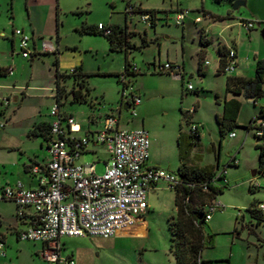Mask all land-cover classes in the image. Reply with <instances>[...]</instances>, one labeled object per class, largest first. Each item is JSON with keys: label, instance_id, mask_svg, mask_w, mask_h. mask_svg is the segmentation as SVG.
<instances>
[{"label": "rangeland", "instance_id": "obj_1", "mask_svg": "<svg viewBox=\"0 0 264 264\" xmlns=\"http://www.w3.org/2000/svg\"><path fill=\"white\" fill-rule=\"evenodd\" d=\"M236 0H131L132 3H140L145 10H155L157 13L169 12L168 23L161 20L157 23L156 41L141 45L140 49H131L135 62L143 65L145 61L152 59V53L157 56V44L162 45L161 58H165L166 44L180 49L181 27L173 20L171 11L186 10L185 17V47L188 49H201L199 43V31L193 20L196 16L202 19L203 10L214 14L226 16L230 13L238 21L239 13L250 16L249 10L257 12L264 19V0H244L245 5L232 9V3ZM249 6V8H247ZM124 7L122 0H0V61L4 62L11 57V41H15L16 50L13 58L17 62L14 70L18 69L16 80L25 85L53 84L56 72L60 75V82L68 89L73 84L74 77L69 71L82 65L89 98L97 96L102 100L105 108L116 109L121 101L120 84L113 73H98L103 70L115 71L121 68L124 51L119 49L110 50V43L106 36L100 33H83L79 30L82 24L96 25L102 23L119 24L124 26ZM226 18V17H225ZM131 20H127L131 38L141 44V35L147 29L153 34V27H145L139 21L138 14H134ZM227 20V19H225ZM228 22V21H225ZM263 25H256L255 29L260 33L261 46L264 49V40L261 34ZM14 29H22L30 36L50 39L56 45L58 41L59 53L58 63H55L54 54H44L42 58L34 59L33 67H30V58H23L18 54L17 36H13ZM35 29V33L33 30ZM135 30L136 33H133ZM215 28L209 34L211 44L207 46L205 59L209 64L205 65L207 71L199 75L193 71L192 75L187 71L184 83L171 78L160 72L140 73L132 84L135 89L146 93L145 103V129L149 135L161 132L166 135V141L171 138V145L176 147V161L180 163L177 142L174 135L178 132L181 124L184 132L188 131L187 125L182 118V111H190L192 124L198 126V144L192 149V155L200 166L216 167L219 140L221 148L219 155V169L226 167L227 183L222 187V192L217 195V200L224 206L216 210L211 219L203 226L205 239L200 256L209 264H264V222L257 223L251 218L245 208L249 205H258L264 202V175L257 173L251 176L253 169H259V150L251 138H245L246 128L258 112L259 106H253L247 102L244 94L236 95L240 101L241 108L237 117V126L221 128L217 117L222 113V95L224 93L225 74L217 75L212 71L214 59V47L217 39L232 36L240 37L237 27L221 29L218 33ZM238 30V32H237ZM246 29L243 30V33ZM244 44L246 39L243 36ZM172 47L169 53L173 54ZM187 59V58H186ZM188 61V59H187ZM19 62V63H18ZM189 62V61H188ZM189 64V63H187ZM160 73V74H159ZM56 75V76H57ZM0 81L10 82L11 76ZM139 80V81H138ZM141 80V81H140ZM190 82L197 91V96L192 91H187L186 84ZM23 87L22 89H24ZM216 91L220 94V101L215 97ZM3 98H8L9 106L0 104V131L4 124V115L11 113L13 104V93L2 90ZM35 94L30 102L42 118H47L52 107L53 99L46 97L47 92L31 90ZM41 97H38L37 94ZM17 95V94H16ZM103 97H101V96ZM18 96V95H17ZM263 98L258 100L262 103ZM62 110H71L74 115L82 117L88 111L85 101H73L70 94L62 98ZM8 103V104H9ZM29 106L21 107L15 116L12 127L17 132L24 127L25 114ZM137 110V108H136ZM124 114L129 111H123ZM234 132L235 137L230 138L229 133ZM29 141V142H27ZM24 144H29L33 149L38 148L37 140L31 138L22 139ZM0 144H6L5 138ZM91 147H94L90 144ZM156 146V143L154 144ZM104 149H99V156L103 157ZM235 156L237 164H228L231 156ZM95 154L85 153L81 155L82 162L96 161L95 170L97 174L103 172V161H97ZM177 166V165H176ZM165 170L177 175V167H164ZM251 180V182H250ZM258 184L260 187L250 190L251 185ZM175 192L158 184L154 191L147 193L148 211L144 215L147 222L148 234L142 238L129 237H73L64 239L65 246L72 250L76 264H174V258L170 252V230L168 220L175 214L174 204ZM13 209L11 202L0 201V230L3 215L10 213ZM243 214L241 218L238 214ZM38 244L16 240L13 234L8 233L6 238L5 255L0 257V264H48L40 260L36 255ZM41 261V262H40ZM206 264V263H204Z\"/></svg>", "mask_w": 264, "mask_h": 264}, {"label": "built area", "instance_id": "obj_2", "mask_svg": "<svg viewBox=\"0 0 264 264\" xmlns=\"http://www.w3.org/2000/svg\"><path fill=\"white\" fill-rule=\"evenodd\" d=\"M125 3L124 13L131 18L138 14L139 21L144 26L152 27L157 21L169 18V12L144 10L131 2ZM175 24L180 25L186 17V10L171 11ZM201 17L194 19L199 23ZM245 29L254 27L252 20H240ZM96 30L103 34H111V25L98 23ZM17 36V50L23 58L35 54L31 45V37L22 29H14ZM40 53H58L57 46L50 39L41 38ZM223 60L221 72L232 76L237 65V56L233 47L225 49L219 55ZM207 64V61H204ZM8 75L13 73L12 66H7ZM140 72L135 63H130L118 73L121 87V102L128 103V111L136 115L135 107L140 103V96L129 81V73ZM153 72L167 73L176 79H184L185 73L178 63L166 61L154 64ZM77 73L76 68L69 71ZM187 91L194 90L190 82L186 84ZM258 98H247L252 105L259 106V112L248 123L245 138L254 140L262 151L264 160V102L258 103ZM2 103L8 104V98H2ZM194 110V109H192ZM192 110L188 111L190 113ZM49 115L47 157L43 166L36 164L30 167L33 175H38L36 188H25L21 182L14 185L0 184V201H13L16 216L27 220V226L17 233L19 240L40 242L43 247L40 257L48 264H76L70 256L62 255L60 239L62 237H111L122 227H128L142 220L148 211L147 193L159 182H164L169 189H174L182 183L178 176L165 169L147 164L149 157V136L146 129H122L117 127V116L107 113L102 127L93 135L78 136L79 128L71 115H63L58 104L52 105ZM189 132H197L195 124H189ZM235 133L230 132L229 137ZM101 145L108 155L103 162V172L97 174L96 162H82L80 157L89 143ZM237 164L235 156H231L228 164ZM264 175V167L261 168ZM226 167L216 169L210 183L224 186L227 183ZM251 182V180H250ZM186 185V184H185ZM190 185V184H188ZM192 186V185H190ZM251 185L250 190L259 188ZM203 190L207 191L204 183ZM217 198L211 200L205 209V220L223 208ZM257 207L264 211V202ZM239 213L238 215H240ZM5 255V243L0 237V257Z\"/></svg>", "mask_w": 264, "mask_h": 264}, {"label": "crops", "instance_id": "obj_3", "mask_svg": "<svg viewBox=\"0 0 264 264\" xmlns=\"http://www.w3.org/2000/svg\"><path fill=\"white\" fill-rule=\"evenodd\" d=\"M138 7L141 8L140 3L136 2ZM249 8V6H247ZM144 9V8H141ZM145 10V9H144ZM203 14V19L201 18V21L199 23H195L193 20V23L196 25L197 30L199 31V43L201 45V49L197 50H190L188 49V52L186 53V47H185V37H186V31H185V18L182 24L177 25L181 27V43H180V49L181 51H178V48L174 49V46L170 45H165L163 48L165 49V58L162 60L161 58V43L160 45L157 44V56H154V53H152V59L147 60L144 62L143 65H139L137 62L134 60V56L131 53V49H136V48H125L122 46L120 51H124V59L121 64V68L115 71H109V70H103L98 73L106 74V73H113L118 74L122 71L124 68L126 62L129 63H135L138 68L140 69V73H151L153 75V67L154 64L157 62L164 63L166 61L173 62V63H178L182 67L184 73L187 71L189 72L190 75H192L193 71H196L199 75H203L206 73L207 69L205 67L204 61H207V65L209 64V61L205 59V55L207 53V46L211 44V39L209 37L210 33H213L215 31V28L220 29L218 30V33L221 31V29L228 28V27H237L240 32V37H232V36H227L223 37L221 40L217 39V43L214 47V59L215 62L213 64L212 71L216 72L217 75L219 74H224L221 72L219 63H220V54H219V48H222V50L228 48V47H233L236 52L237 56V65L236 69L234 71L233 76L235 77H244V78H253L256 72V61L261 60L264 58V49L261 46V41H260V33L255 29L256 25H263L264 26V19L257 14V12H253L251 9L249 10L250 16L246 17L245 14L239 13V20L235 21L232 20L234 19V16L232 14H226V16H223L221 14H214L212 12L203 10V8L200 10ZM125 15V13H124ZM199 17V16H196ZM195 17V18H196ZM226 17V18H225ZM194 18V19H195ZM227 19V20H225ZM125 24L124 27L126 30L129 32V26L127 20H131L130 18L124 17ZM240 20H252L254 21V27L250 29H246V32L243 33V30L245 29L241 24ZM228 21V22H225ZM160 21H157L152 27H153V34H149L147 29L144 30L143 36L141 35V44L138 45L137 41L131 36L127 37L128 41L133 44L135 47H139L140 49L141 45L148 44L151 41H156L157 38V33H156V27L157 23ZM168 23V21H166ZM97 25V24H96ZM110 25V24H109ZM114 25V24H112ZM119 25V24H116ZM95 26V25H94ZM122 26V25H119ZM123 27V26H122ZM134 33L135 30L133 31ZM238 32V30H237ZM262 32V30H261ZM33 33H35V29L33 30ZM0 34H3L1 31ZM244 38L246 39V43L244 44V41L242 40ZM31 37V45L32 48L35 49V54L30 57L29 60H31L30 67H33L34 64V59H39L42 58V55L44 54H52V53H40L39 52V42L41 37L37 36H30ZM264 40V38H263ZM57 44V49H59L58 41H56ZM172 47L173 54L169 53L170 48ZM11 52L10 55L11 57H7L4 62L0 61V75H2V80L5 81L7 77L5 76H11L13 77L12 79H8L10 82H2L0 81V89L2 90H9V93H13V101L16 102L13 104V109L11 110L12 112L9 114H5V112L2 114L4 115V124L1 125V131H0V141L1 139L5 138L6 144H0V184L1 185H14L16 182H21L22 185L25 188H36L38 186V175H33L30 172V167L34 164L38 166H43L46 157H47V151H46V146H47V141H48V134L45 133V128L48 126L49 122L51 121V116L48 113V117L42 118L38 112L34 109V106L30 104L31 100H33V97H36L35 94L30 93L29 91L31 90H37V91H44L47 92L45 94L46 97H51L53 99L54 104H58L59 110L63 115H71L74 118V121L79 128L78 132H76V135L78 136H86V135H93L97 131H99L102 127L103 124V119L107 113H113L117 116V127L122 128V129H135V128H144L145 125V103L147 102L146 100V93L142 92L143 94V99H141V93L140 90L135 89L136 93L140 96V103L135 107L136 115L132 116L129 113L124 114L123 111H128V108L123 109V104L127 103L125 101H120L119 106L116 109H111V108H105L103 106L102 100L98 98L96 95L93 96L94 98H89L92 96H89L90 93H88L87 98L91 100V103L88 104V111L86 115L79 117L74 115V113L69 110V111H64L61 108V105L63 104L62 98L65 97L67 94H70V89L73 88L70 86L68 89L65 88V86L60 82V78L58 77L56 72V75L54 77L53 84H46V85H30L29 81L26 82L25 85H22L17 82V72L18 69L14 70V65L16 64L17 67V62L13 58V51L16 50L15 48V41H11ZM59 53V50H58ZM58 53L55 56V61L58 63ZM19 54V53H18ZM188 61H187V59ZM19 63V62H18ZM189 63V64H187ZM14 64V65H13ZM12 66L13 68V73L11 75H8L5 71V68L7 66ZM79 71L81 73H85L82 65L79 67ZM160 74V73H159ZM165 75L170 76L171 78L178 80L181 82L183 85L184 79H176L172 77L171 75L167 73H163ZM138 75V74H137ZM137 75L130 76V81L133 83L136 81ZM225 81H224V93L222 95V111H223V102L224 100H228L231 98L237 99L235 96L236 95H241L240 94H233L232 92H226L225 90V83H226V78L227 75H225ZM116 77V76H115ZM117 81V80H116ZM139 81V80H138ZM141 81V80H140ZM58 82L59 85V92L56 90V83ZM133 85V84H132ZM25 87L24 89H22ZM79 87L77 85L74 86V89H78ZM194 90H192L193 92ZM83 92V91H82ZM4 92H0V104L2 103V96L1 94ZM18 96H17V95ZM40 95H44V93L37 94L38 97H41ZM101 96V95H100ZM197 96V93L195 94ZM72 97V95H71ZM103 97V96H101ZM215 97L218 101H220L219 97L220 94L218 91H216ZM37 98V97H36ZM251 98V97H250ZM263 98L264 102V93L261 97L258 99ZM247 99V98H246ZM238 100V99H237ZM239 101V100H238ZM240 102V101H239ZM248 102V101H247ZM249 103V102H248ZM251 104V103H250ZM5 106H9V104H4ZM29 106V111L25 114V123L23 129L15 132L13 125V121L16 120L14 119L15 116L17 115L18 111L20 110L21 107ZM256 106V105H253ZM137 108V110H136ZM240 108H241V103H240ZM240 111V109H239ZM259 112V110H258ZM257 112V113H258ZM222 114V113H221ZM239 114V112H238ZM237 114V117H238ZM257 115V114H256ZM255 115V116H256ZM191 117V116H190ZM192 118H190V122L192 123ZM250 121V120H249ZM236 123H237V118H236ZM181 125V124H180ZM179 125V126H180ZM197 126V125H196ZM183 131V130H182ZM197 131H198V126H197ZM179 132V128H178ZM178 132L174 135V138L176 139L177 142V136ZM184 132V131H183ZM189 132V127L188 131ZM199 133V131H198ZM149 157L147 160V164L150 166H155L159 167L162 169H165L164 167H177V169L180 167L182 163H186L187 165H195L198 167H203L198 164V162L194 159V155H192V150L190 154L187 156V158L181 159L178 153L179 158L181 159L180 163L177 164L176 161V147L174 145H171V138H168V141H166V135L163 133L157 131L152 133V135H149ZM236 136V135H235ZM234 136V137H235ZM246 136V134H245ZM27 138L30 140L33 138L34 140H37L38 148L36 150L31 148L29 144H24L22 142V139ZM233 138V137H230ZM29 142V141H27ZM156 143V146L154 145ZM92 144L94 147H91ZM177 146V144H176ZM178 148V147H177ZM220 148H221V142L218 144V151H217V162H216V167L214 169L219 168V155H220ZM99 149H103L101 145H96L94 143H89L88 146L85 148L83 151L82 155L85 153H91L96 155L97 161H105L108 157V155L104 152L103 157L99 156ZM81 161V157H80ZM92 162V161H90ZM96 162V161H95ZM97 163V162H96ZM177 165V166H176ZM258 173V172H257ZM158 184H163L165 187L166 184L164 182H159ZM158 184L150 191H154L157 189ZM149 191V192H150ZM11 202L13 209L10 213L4 214L3 215V223H1L2 230H0V237L4 240L5 246H6V238L7 234L11 233L15 237L16 240H19L17 237V233L24 229L27 226V220L22 219L16 216V207L13 201L10 200H5ZM149 206V205H148ZM149 208V207H148ZM176 210V208H175ZM147 222L144 220V216L142 220L137 221L135 224L128 226V227H122L120 228L117 233L114 236L115 238L119 237H129V238H142L144 236H147L148 234V228H147ZM66 238H73V237H62L60 239V245H61V253L62 255L65 256H70L74 259V255L72 250H69L64 243V239ZM104 238V237H102ZM109 238V237H107ZM31 242V241H30ZM38 244L35 252L36 255L40 258V260L44 261L39 253L43 247L42 243L40 242H33ZM41 262V261H40ZM47 263V262H46ZM42 264V263H41Z\"/></svg>", "mask_w": 264, "mask_h": 264}, {"label": "trees", "instance_id": "obj_4", "mask_svg": "<svg viewBox=\"0 0 264 264\" xmlns=\"http://www.w3.org/2000/svg\"><path fill=\"white\" fill-rule=\"evenodd\" d=\"M110 25L112 27L111 34H103L101 31L96 30V25L82 24L79 30L83 33H100L106 36L110 43V50L121 49L122 46L125 48H139L128 41L127 37L130 36L131 32H128L124 26ZM224 51L225 49L222 50V48H219V54H223ZM53 54L56 55L57 53ZM222 63L223 60L220 58V68ZM129 65L130 63L126 62L124 67L127 68ZM76 69L77 73L70 74L74 77L73 88L70 89L72 100L91 103V100L87 98L89 89L85 74L81 73L79 68ZM137 74L139 72L129 73V76ZM115 76L118 77V74H115ZM58 77H60L59 74ZM117 83L119 84L118 78ZM75 85L79 88L74 89ZM56 87L57 92H59L58 82L56 83ZM225 90L233 94L243 93L246 98L261 97L264 93V58L256 61V72L253 78L235 77L233 75L227 76ZM193 92L195 94L197 93L195 90ZM239 109L240 102L237 99L231 98L224 100L222 114L217 117L222 129L237 126L236 118ZM182 118L187 125L191 123L188 111H182ZM244 127L246 130L249 128L248 124ZM48 129L49 124L44 130L45 135L48 134ZM199 137L198 131L195 133L183 132L182 126H179L177 147L181 159L185 160L187 158L191 150L198 144ZM219 142H221V139ZM255 147L260 148L257 145ZM262 154V151H259L260 168L257 171L258 173L264 167ZM215 170L213 166L198 167L195 165H187L185 162L177 170V175L182 183L173 189L175 192L174 204L176 210L175 214L168 220L171 235L170 252L174 258V264H209V261H203L201 259L200 253L205 239L203 226L207 222L204 217L206 206L211 200L217 198V195L222 192L223 187L210 183ZM204 183L208 188L207 191L202 189ZM245 210L257 223L264 222V211L259 209L256 204L247 206ZM239 216L242 218L243 214L238 215L236 218Z\"/></svg>", "mask_w": 264, "mask_h": 264}, {"label": "water", "instance_id": "obj_5", "mask_svg": "<svg viewBox=\"0 0 264 264\" xmlns=\"http://www.w3.org/2000/svg\"><path fill=\"white\" fill-rule=\"evenodd\" d=\"M240 5H245V1H244V0H236V1H234V2L232 3V9L235 10V9H237ZM261 34H262V37L264 38V27H263V29H262ZM126 108H128V103H124V104H123V109H126ZM257 171H258V169H253V170L251 171V176H255V175L257 174Z\"/></svg>", "mask_w": 264, "mask_h": 264}]
</instances>
